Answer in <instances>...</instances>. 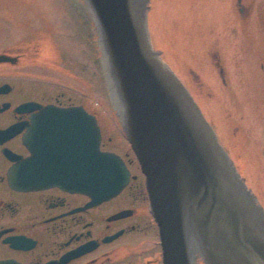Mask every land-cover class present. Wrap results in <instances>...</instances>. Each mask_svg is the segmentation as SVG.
Returning a JSON list of instances; mask_svg holds the SVG:
<instances>
[{"label": "flooded vegetation", "instance_id": "flooded-vegetation-1", "mask_svg": "<svg viewBox=\"0 0 264 264\" xmlns=\"http://www.w3.org/2000/svg\"><path fill=\"white\" fill-rule=\"evenodd\" d=\"M207 10L213 16L204 23L210 26L197 25L191 32L189 77L183 82L264 209V147L249 140L254 126L264 132V0H221L219 8ZM1 53L15 61L0 62V264H164L140 167L132 173L133 161L118 153L130 172L128 182L101 201L66 185L58 176L64 173L62 161L72 159L74 148L77 156L82 141L64 135L58 122L48 119L57 116L51 109L82 106L97 121L100 147L113 138L104 137L96 112L82 102L13 80L11 68L20 64L22 54ZM218 113L221 135L214 124ZM117 122L113 128L124 138ZM44 150L47 165L42 171L38 165ZM29 157L34 159L28 164ZM76 175L78 179V169ZM192 254L189 264H203Z\"/></svg>", "mask_w": 264, "mask_h": 264}, {"label": "water", "instance_id": "water-1", "mask_svg": "<svg viewBox=\"0 0 264 264\" xmlns=\"http://www.w3.org/2000/svg\"><path fill=\"white\" fill-rule=\"evenodd\" d=\"M78 1L97 25L102 69L145 176L164 264H189L192 253L203 264H264V209L186 85L152 45V0ZM2 61L15 57L1 53ZM51 112L57 116L48 119L57 121L64 135H77L83 147L77 156L71 150L74 155L62 161L64 173L58 176L99 201L119 193L130 172L119 154L101 150L95 117L82 106ZM47 152H40L42 171ZM60 152L63 158L64 147Z\"/></svg>", "mask_w": 264, "mask_h": 264}, {"label": "rangeland", "instance_id": "rangeland-1", "mask_svg": "<svg viewBox=\"0 0 264 264\" xmlns=\"http://www.w3.org/2000/svg\"><path fill=\"white\" fill-rule=\"evenodd\" d=\"M220 3L221 0H152L150 3V41L184 81L189 77L186 63L191 54V32L197 25L202 29L209 27L208 21L204 23L205 17L213 15L207 8H219ZM219 20L214 22L219 23ZM211 27L218 30L217 25ZM2 49L22 54L20 64L11 68L12 72L5 70L16 75L13 80L38 91L46 90L51 96L64 93L66 98L82 102L94 110L102 124L104 137L113 138L103 149L113 150L133 161L132 173L139 171L128 141L117 126L113 128L119 117L100 61L97 25L78 0H0ZM216 115L214 124L221 135V116ZM253 130L254 137L249 140L253 139L264 147V132L258 133L256 126ZM231 142L234 143L235 138H230ZM230 151L233 156L237 155L235 146Z\"/></svg>", "mask_w": 264, "mask_h": 264}]
</instances>
